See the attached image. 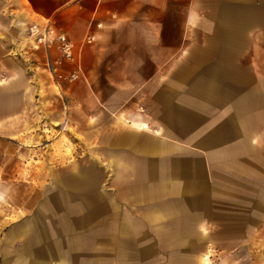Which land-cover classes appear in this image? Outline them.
Listing matches in <instances>:
<instances>
[{
  "label": "crops",
  "instance_id": "crops-1",
  "mask_svg": "<svg viewBox=\"0 0 264 264\" xmlns=\"http://www.w3.org/2000/svg\"><path fill=\"white\" fill-rule=\"evenodd\" d=\"M46 19L76 44L77 61L55 72L28 38ZM263 26L264 0H0V168L31 165L38 145L25 141L36 135L38 90L49 88L65 129L103 137L94 151L112 173L109 193L92 161L51 175L40 206L0 204V264H144L153 240L187 264L213 232L256 242L264 80L261 50L247 67L240 45ZM78 68L76 81L61 78ZM1 174L0 185L17 183Z\"/></svg>",
  "mask_w": 264,
  "mask_h": 264
},
{
  "label": "rangeland",
  "instance_id": "rangeland-1",
  "mask_svg": "<svg viewBox=\"0 0 264 264\" xmlns=\"http://www.w3.org/2000/svg\"><path fill=\"white\" fill-rule=\"evenodd\" d=\"M225 2L226 0H204V3ZM240 46L246 50L244 61L247 67L249 65L253 67L254 59L257 65L259 62L258 51L261 50L260 59L264 80V26L260 30L250 33L249 36L247 35L246 41L242 40ZM23 61L28 63L24 58ZM245 78L248 79V76ZM50 90L53 91L54 89ZM52 91H49V88L47 90L39 89L37 102L34 103V107L37 106L34 110L38 116L37 127L34 130L36 135L31 141H25L38 145L37 153L32 154L31 159L28 157L31 165H26L25 158H21L24 161L11 160L5 162V166L0 168L2 177L9 176L10 179L17 181L16 184L0 185V191L1 188L4 190V186H6L5 190H10L9 192L15 189V194H13L15 199L12 201H8L0 195V204L9 209L18 210V207L30 209L34 208L36 203H38V206L44 204L45 192L47 188L51 187V175L60 177L62 174L74 171L75 166H88L92 161H97V164H99L101 190L104 193L112 192L109 185L112 173L108 165V158H101L103 155L94 151V148L99 147L100 138L103 137L99 135L95 137L92 133L78 135L73 130L65 129L61 120L65 107L61 102V98ZM104 138H107V136H104ZM50 143L53 145L48 147ZM68 146L71 147L69 153H67ZM90 202L93 205L94 202L95 204L101 203V200L97 199ZM102 208H99L100 220L103 219V222L108 223L106 220L110 212L105 213L106 211ZM261 211L263 213L262 230L256 234V242H248L246 247H240L237 245L241 243L237 241V234L213 232L210 233V245L206 246L210 241L205 242L203 247L198 248L192 263L187 264H264V200L262 201ZM103 234L104 238H107L106 235L112 233ZM149 235L153 237L155 233L149 231ZM149 246L151 247L149 248ZM149 246L146 245V249L142 247L148 253V257L145 256L144 264H176L172 260V248L160 247L156 240L151 241ZM102 248L107 254L113 253L112 247ZM187 249L189 250V248H184V250Z\"/></svg>",
  "mask_w": 264,
  "mask_h": 264
},
{
  "label": "built area",
  "instance_id": "built-area-1",
  "mask_svg": "<svg viewBox=\"0 0 264 264\" xmlns=\"http://www.w3.org/2000/svg\"><path fill=\"white\" fill-rule=\"evenodd\" d=\"M28 38L32 40L35 47H43L45 51L46 64L51 72H55L56 68L65 62H76V44L71 40L67 33L61 30L54 21L46 19L44 22H35L28 27ZM93 36H88L86 43H92ZM56 48L59 55L52 57L51 50ZM80 68L75 71L61 75L64 81L73 82L79 79Z\"/></svg>",
  "mask_w": 264,
  "mask_h": 264
}]
</instances>
